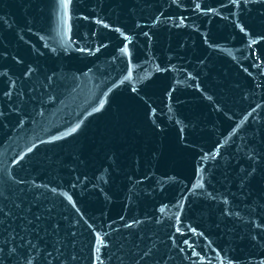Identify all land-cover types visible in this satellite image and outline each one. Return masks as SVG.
<instances>
[{
	"label": "water",
	"instance_id": "95a60500",
	"mask_svg": "<svg viewBox=\"0 0 264 264\" xmlns=\"http://www.w3.org/2000/svg\"><path fill=\"white\" fill-rule=\"evenodd\" d=\"M0 264H264V0H0Z\"/></svg>",
	"mask_w": 264,
	"mask_h": 264
}]
</instances>
